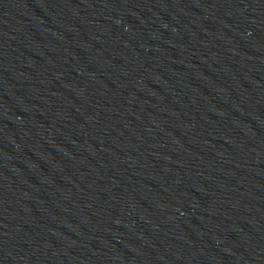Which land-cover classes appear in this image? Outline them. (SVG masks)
<instances>
[{
	"label": "water",
	"instance_id": "obj_1",
	"mask_svg": "<svg viewBox=\"0 0 264 264\" xmlns=\"http://www.w3.org/2000/svg\"><path fill=\"white\" fill-rule=\"evenodd\" d=\"M0 264H264V0H0Z\"/></svg>",
	"mask_w": 264,
	"mask_h": 264
}]
</instances>
